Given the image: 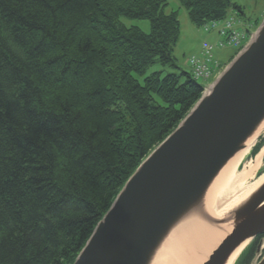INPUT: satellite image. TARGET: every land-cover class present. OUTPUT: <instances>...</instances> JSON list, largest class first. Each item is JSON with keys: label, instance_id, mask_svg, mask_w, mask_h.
Segmentation results:
<instances>
[{"label": "trees", "instance_id": "16d2710c", "mask_svg": "<svg viewBox=\"0 0 264 264\" xmlns=\"http://www.w3.org/2000/svg\"><path fill=\"white\" fill-rule=\"evenodd\" d=\"M179 1L199 26L245 14L233 0ZM168 2L0 0V264H73L203 94L193 69L137 78L174 62L181 22ZM123 16L149 20L151 31ZM263 236L236 264H250Z\"/></svg>", "mask_w": 264, "mask_h": 264}, {"label": "water", "instance_id": "95a60500", "mask_svg": "<svg viewBox=\"0 0 264 264\" xmlns=\"http://www.w3.org/2000/svg\"><path fill=\"white\" fill-rule=\"evenodd\" d=\"M252 34L142 160L73 264H157L175 234L196 264H230L264 234V180L220 218L207 205L225 167L264 132V20Z\"/></svg>", "mask_w": 264, "mask_h": 264}, {"label": "rangeland", "instance_id": "374dc122", "mask_svg": "<svg viewBox=\"0 0 264 264\" xmlns=\"http://www.w3.org/2000/svg\"><path fill=\"white\" fill-rule=\"evenodd\" d=\"M234 2L241 5L244 9L245 14L239 15L235 11H231V14L236 18V27L237 28H246L245 24H254L250 25V29L253 33L257 30L256 23L260 24L264 20V0H233ZM166 13H171L173 11L178 13V17L181 22L180 35L177 41L176 46L172 52V56L174 62L163 64L160 60H157L151 66L148 67L146 73L144 75H138L137 78L143 82L145 77L159 72L162 77L166 76L169 73H182V71H187L189 73L192 72V67L190 64V58L194 55L199 57H206V52L204 49V44L209 43L214 45V49L212 50L213 59L215 62H219L222 68L213 69V77L208 80H200V83L204 86H209L214 79L218 76L220 72L224 69L223 67L226 64H229L234 57L242 50V48L247 44V40H244L240 45H235L230 40L227 39V36L222 35L220 33L221 26L223 27V22H220V27L213 28L211 30H206L205 27L196 25L190 19L188 10L182 5L179 0H169L166 8ZM121 22L127 27L137 26L140 27L144 32L149 33L151 31L150 21L147 19H131L128 17H122ZM259 24V25H260ZM244 26V27H243ZM253 35V34H252ZM249 37L248 41L252 37ZM221 69V70H220ZM220 70V72H219ZM219 72V73H218ZM261 140H264V132L258 137L256 144H258ZM255 144V146H256ZM254 146V147H255ZM264 147V144L262 148ZM261 148V149H262ZM253 149V148H252ZM252 149L249 155L246 157L244 163L241 167H244L249 160H255L258 156L252 154ZM264 171V156H263V164L260 169L257 171L256 176L260 175ZM255 179L250 178L249 183H252ZM264 245V239L262 240ZM264 252V248L261 250ZM261 255L259 253H255L250 264H254L256 261L260 260Z\"/></svg>", "mask_w": 264, "mask_h": 264}, {"label": "bare ground", "instance_id": "6f19581e", "mask_svg": "<svg viewBox=\"0 0 264 264\" xmlns=\"http://www.w3.org/2000/svg\"><path fill=\"white\" fill-rule=\"evenodd\" d=\"M258 134L253 137L248 147L237 154L225 167L221 175L212 187L208 197L209 211L215 217H222L228 210L235 206L242 198L255 190L264 180V174L257 175V171L263 164L264 147L255 160H249L241 167L251 149L255 146ZM254 178L252 183L249 179ZM180 236L175 234L167 244L161 259L157 264H196L197 260L185 255L179 243ZM244 245L235 253L230 264H235Z\"/></svg>", "mask_w": 264, "mask_h": 264}, {"label": "built area", "instance_id": "2783aa9c", "mask_svg": "<svg viewBox=\"0 0 264 264\" xmlns=\"http://www.w3.org/2000/svg\"><path fill=\"white\" fill-rule=\"evenodd\" d=\"M220 22H223V27L220 25ZM203 26L206 30L221 26L220 33L227 36V39L235 45H240L248 37L246 30L243 32L240 28L236 27V18L234 15L224 20L208 22ZM204 49L206 57L194 55L190 58V64L194 71L195 78L206 80L213 75V69L215 71V68L219 67V62H215L213 59V44L205 43Z\"/></svg>", "mask_w": 264, "mask_h": 264}, {"label": "flooded vegetation", "instance_id": "af4514ba", "mask_svg": "<svg viewBox=\"0 0 264 264\" xmlns=\"http://www.w3.org/2000/svg\"><path fill=\"white\" fill-rule=\"evenodd\" d=\"M260 239H261V240L264 239V236H263L262 238H260ZM261 240H260V241H261ZM263 256H264V252H262L261 257H263ZM260 259H261V258H260Z\"/></svg>", "mask_w": 264, "mask_h": 264}, {"label": "crops", "instance_id": "0c3cea01", "mask_svg": "<svg viewBox=\"0 0 264 264\" xmlns=\"http://www.w3.org/2000/svg\"><path fill=\"white\" fill-rule=\"evenodd\" d=\"M250 27V26H249ZM250 29V28H249ZM251 30V29H250Z\"/></svg>", "mask_w": 264, "mask_h": 264}]
</instances>
